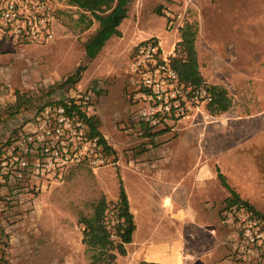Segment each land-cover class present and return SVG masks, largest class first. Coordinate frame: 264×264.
<instances>
[{
  "label": "rangeland",
  "instance_id": "rangeland-1",
  "mask_svg": "<svg viewBox=\"0 0 264 264\" xmlns=\"http://www.w3.org/2000/svg\"><path fill=\"white\" fill-rule=\"evenodd\" d=\"M59 1L63 7L52 43L22 49L8 45L0 52V101L10 102L12 91L16 101L10 111L31 120L35 108L47 102L89 97L92 118L115 162L95 171L74 167L43 193L16 199L9 191L0 194V264H90L80 215L91 214L92 203L102 196L117 200L119 182L129 176L127 166L155 163L157 155L167 158L177 150L185 151L178 160L186 165L195 164L204 150L229 185L264 214V0H133L120 26L122 37L112 38L94 60L87 59L85 45L99 24L83 30L79 10ZM186 23L197 30L204 84L225 89L231 107L211 113L208 122L139 130L133 124L138 105L129 101L132 52L139 43L158 38L172 60ZM70 77L73 82L63 86ZM138 225L137 240L145 239L141 217ZM230 227V257L233 264H243L235 253L239 230ZM258 264H264V256Z\"/></svg>",
  "mask_w": 264,
  "mask_h": 264
},
{
  "label": "built area",
  "instance_id": "built-area-1",
  "mask_svg": "<svg viewBox=\"0 0 264 264\" xmlns=\"http://www.w3.org/2000/svg\"><path fill=\"white\" fill-rule=\"evenodd\" d=\"M59 0H0V51L46 46L55 40ZM173 18V17H171ZM173 22H169L171 28ZM158 38L133 50L130 72L134 78L129 101L138 105L133 124L144 132L174 128L184 122H208L214 96L206 84L184 83ZM63 102V103H62ZM90 98L47 102L0 147V186L14 198L43 193L64 180L74 167L93 171L114 164L115 156L94 135ZM108 145V144H107ZM109 146V145H108ZM236 226L235 253L243 264H258L264 256V226L244 209L223 214Z\"/></svg>",
  "mask_w": 264,
  "mask_h": 264
},
{
  "label": "crops",
  "instance_id": "crops-1",
  "mask_svg": "<svg viewBox=\"0 0 264 264\" xmlns=\"http://www.w3.org/2000/svg\"><path fill=\"white\" fill-rule=\"evenodd\" d=\"M9 99L0 101V147L30 120L10 111L16 101L12 91ZM181 157L185 151L177 150L167 158L157 155L155 163L127 166L129 176H123V184L136 230L119 264H233L232 227L221 213L229 197L218 178V169L223 175L224 171L210 163L204 150L193 165L181 164ZM0 194L5 195L6 188L0 187ZM139 217L146 237L141 240H137Z\"/></svg>",
  "mask_w": 264,
  "mask_h": 264
},
{
  "label": "trees",
  "instance_id": "trees-1",
  "mask_svg": "<svg viewBox=\"0 0 264 264\" xmlns=\"http://www.w3.org/2000/svg\"><path fill=\"white\" fill-rule=\"evenodd\" d=\"M68 5L79 10V21L84 24L83 30H89L94 22L99 24L96 32L85 45L88 60H94L113 37H122L120 26L128 18L130 4L133 0H65ZM181 41L177 43L171 63L178 72L181 80L186 84H204L200 72L198 55L195 48L197 30L191 23H186L180 30ZM82 68L79 70L81 71ZM74 77L68 78L62 85L73 82ZM214 102L210 113L219 115L227 112L231 107V99L227 91L221 87L210 88ZM74 101V100H72ZM63 103V102H62ZM90 126L94 135L101 136L107 145L105 137L98 130V123L90 119ZM218 178L221 185L229 192V197L224 201L225 208L222 214L233 209H244L251 216L257 218L264 226V214L259 212L248 200H244L226 177L218 169ZM116 224H112V220ZM79 223L83 226L82 244L90 264H118V257L127 255L126 245L132 243L136 230L134 216L130 211L129 199L123 184L119 182V194L115 202H110L105 196L92 203V213L81 214Z\"/></svg>",
  "mask_w": 264,
  "mask_h": 264
}]
</instances>
